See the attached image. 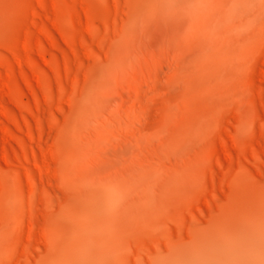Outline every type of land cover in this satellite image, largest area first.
Returning <instances> with one entry per match:
<instances>
[{"label":"rangeland","instance_id":"rangeland-1","mask_svg":"<svg viewBox=\"0 0 264 264\" xmlns=\"http://www.w3.org/2000/svg\"><path fill=\"white\" fill-rule=\"evenodd\" d=\"M27 1L0 0V58L17 41L33 47L22 65L0 68V153L11 163L1 166L8 172L22 156L2 125L35 150L61 134L70 161L54 163L65 178L36 175L34 197L47 203L60 237L33 245L30 264H264V153L244 162L238 154L252 141L264 146V0H49L34 3V18ZM162 77L157 99L166 110L161 104L153 122L138 119L145 92ZM62 89L70 102L58 100ZM222 114L225 148L213 136ZM25 118L40 143L28 140ZM75 126L87 143L86 168L105 167L86 182L87 196L103 198L105 182L112 194L98 207L90 202L85 216ZM12 190L5 184L0 194L5 226L10 211L21 212ZM30 197L24 189L23 201ZM4 244L0 264H9Z\"/></svg>","mask_w":264,"mask_h":264},{"label":"bare ground","instance_id":"bare-ground-1","mask_svg":"<svg viewBox=\"0 0 264 264\" xmlns=\"http://www.w3.org/2000/svg\"><path fill=\"white\" fill-rule=\"evenodd\" d=\"M48 1L49 0H28L27 4H26V14L31 16V18H34L37 15L34 11V8H33L34 3L41 8H45ZM50 1H54V0H50ZM87 28L88 29L90 28V24H88ZM39 31L43 32L44 27L39 26ZM68 44H69L71 50L75 53L77 51L75 43L70 40ZM98 45L101 46L100 42H98ZM83 47L85 48V52L89 55L91 52V49L89 48V46L83 45ZM32 50H33V47L30 44V42L28 41V39H24L22 41L15 42L10 47V50H9L10 55H11L10 58H8V57H1L0 58V68H2V69L4 68L7 72L8 71L10 72L15 64L16 65H22ZM69 74H70L69 68L65 67V75H69ZM254 74H255V70L253 68L250 69V73H249L250 78L252 76H254ZM262 76L264 78V70L262 71ZM26 80H28V77L26 78ZM34 80L37 83H40L41 82L40 75L34 74ZM6 81H7V79H5V75L2 73V71H0V95L3 94L4 88L7 84ZM165 81L168 83L166 77H162L158 80V82L155 84L154 87L147 89V91L145 92V103H144L143 107L141 108L140 113L138 114V117H139L138 119H141L144 116H145V118L147 116H149L151 119L150 121L153 122L152 120L155 121L158 118V116H157L158 113L156 114L154 111L160 110L161 104L163 106L162 107L163 110H166L168 101L166 100L165 102L162 103V101L158 102V99H157V98H159V96H161V94L164 93L165 87H163L162 83H165ZM164 86H165V84H164ZM30 88H31V94H32L34 102H35L34 105H37L39 103V100H40V95L38 93H36V91L33 90L32 87H30ZM64 94H65V90L62 89L60 91V93L57 95L58 100H61L62 97L64 96ZM63 98H65L67 101L70 102L72 99V95L70 93ZM150 98L153 99V102H151V104L149 102H147L148 100H150ZM151 105H152V108L154 107L153 108L154 110L151 108ZM36 107L37 106H35V108ZM150 109L153 110L152 113L150 112L151 111ZM153 112L156 115H154ZM81 117H85V116L79 115L78 119H80ZM224 118H225V114H222L219 117L218 124H216L217 126H215L214 131H213V136L225 148L226 144H227L226 140L228 137H230V133L224 127V124H223ZM80 121L82 122L83 118H81V120H79V122ZM134 121H135V119H134ZM36 124H37L36 126L38 127V129L41 132L43 129L42 122L40 120H37ZM86 124H87V122H86ZM24 125H25V128L27 130L28 140L32 141V142L36 141L38 138L36 139L34 131H33V126L30 123L28 118L24 119ZM82 131H83L82 128H77V126H75V128L74 127L72 128L71 135H72L73 140L75 142L74 144H76L78 147V148L75 147L78 150L77 154L80 153V158H82V160H83L82 163L79 162V164L77 165V170H78V166L80 167V164H82L81 165V180L83 179V182L81 184L77 185V189H78L79 193H81V195H83L82 197L84 198L83 200H84L86 207H84V209L82 211V215L85 216L86 213H89V208L87 205L90 204V202L92 204H95V206H97L102 201L106 202L107 200H110L112 194H111V189L106 182H105V184H103L101 182L102 188L107 189V192H105L106 194L103 198H101L100 194L97 192L93 193L91 197L87 196V194L85 192L86 191L85 186L87 184L86 182L88 180H91L95 176L102 174L104 172V170L102 172L101 166H103V168H105V167H104V165H101L102 162L101 163L98 162V163H100L101 168L97 167L96 171L94 169L95 172H93V171L90 172L88 170V168H86V164H84V162L87 161V158H89V156L83 155L84 152L82 149L84 147H86L87 143L84 145L82 142V139H81V136L83 134ZM1 132L4 135H6L7 137L10 136V137L14 138L15 140H17V142H18V144L22 150V156H20L17 159V162H18L17 165L18 166L16 165L15 167H11L8 169V172H6L2 168L1 164H5V165L9 166L11 164L9 162V156L7 155V153L5 151H2L0 153V159H1L0 160V194L3 190V188L5 187V184L10 185V187H12V189H13L12 191L14 192L13 194L15 196V199L18 201V203H20V207H21V212L17 215L15 214V212L10 211L11 217H10V224L8 226H5V224H3V221L1 222V215H0V240H2V242L5 243L4 245L7 246V251H8L9 258H10L9 264H30V262H31V247L33 245H38L41 242H44L46 244H51L53 241H55V239L57 237H60L59 236L60 234H58L57 230L55 229V227L53 225V223H54L53 214L49 210L47 203L45 201L38 200L34 197V194L36 193V184H35L36 183V175L40 174V175H45L47 177L51 176V175L57 176V177L60 175L63 176L64 174L55 165L56 164L60 165L65 161L67 162V161H69L68 160L69 158L67 157V151L63 147L62 141L60 140V139H62L60 137L61 134H59V136H58L59 139L56 143L53 142L52 144L47 145V146H43L42 144H39L38 148H36V150H37L36 151L34 148H31L29 146L27 141H25L23 138H19L16 135H14L10 131V129L7 128L5 125H2ZM87 140H89V139L87 138ZM37 141H39V143L41 142L40 137ZM215 146L216 145L213 142H211V149L213 151L215 150ZM84 151L86 153L87 150H84ZM37 152H39V153H37ZM263 153H264V146L260 145L258 142L252 141L246 147H243V148L241 147L239 149V151H238L239 162L246 161L247 155H250L255 160H259ZM38 155H40V158L38 157ZM84 157L85 158L87 157V158L85 159ZM84 159H85V161H84ZM95 162H96V160H95ZM54 163H56V164L54 165ZM241 166H243V165H241ZM74 172H75V170H74ZM74 172H73V174H74ZM7 174H9V177H11L12 183L11 182L8 183V181H7L8 176H6ZM63 177H61V178L64 179L65 177L64 178ZM95 179H96V181H98L97 179H99V177H96V178H94L93 181H88V182L89 183L94 182ZM62 182H63V180H62ZM92 184L95 185L96 183H92ZM24 189H27L31 194V197L29 198V200L27 202L23 201V198H22V191ZM38 206H40L41 212L37 210ZM1 208H2V205L0 202V213H1ZM96 210H98V209L96 208ZM97 212H99V210ZM40 215L43 217V219L45 221L43 219H42L43 222H42V220L40 221V219H41ZM70 218L72 220H74L75 222H79L78 220H80L79 216H77L74 213L70 214ZM60 242H61V245L63 246L64 249H67V250H73L74 249V247L67 246L66 243H64L62 240ZM101 248H102L101 245L97 244L95 250H99ZM87 263H89V262L87 261Z\"/></svg>","mask_w":264,"mask_h":264}]
</instances>
